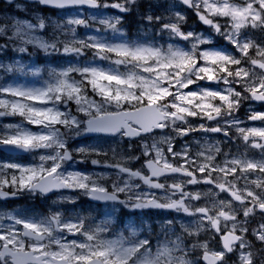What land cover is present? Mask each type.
<instances>
[{"label":"snow or ice","instance_id":"6c2138e0","mask_svg":"<svg viewBox=\"0 0 264 264\" xmlns=\"http://www.w3.org/2000/svg\"><path fill=\"white\" fill-rule=\"evenodd\" d=\"M9 117L0 264H264V0H5Z\"/></svg>","mask_w":264,"mask_h":264},{"label":"rangeland","instance_id":"374dc122","mask_svg":"<svg viewBox=\"0 0 264 264\" xmlns=\"http://www.w3.org/2000/svg\"><path fill=\"white\" fill-rule=\"evenodd\" d=\"M149 1H150V3L152 2V0H141V4L146 3V5H147V4H149L148 3ZM0 14H3V12ZM9 122H14L13 118H10V117L9 118H0V123H9ZM89 167H91V166L89 165ZM21 199H22V202H24L25 204H30V203L38 204V205L47 209V205L50 204L51 200L55 199V197L50 196L48 200H41L39 197H37L36 199L21 197ZM16 207H20V205L18 204V205H16Z\"/></svg>","mask_w":264,"mask_h":264},{"label":"trees","instance_id":"16d2710c","mask_svg":"<svg viewBox=\"0 0 264 264\" xmlns=\"http://www.w3.org/2000/svg\"><path fill=\"white\" fill-rule=\"evenodd\" d=\"M126 26L129 29V31H130L131 24H126ZM68 208H69V210L71 209V207H68Z\"/></svg>","mask_w":264,"mask_h":264},{"label":"flooded vegetation","instance_id":"af4514ba","mask_svg":"<svg viewBox=\"0 0 264 264\" xmlns=\"http://www.w3.org/2000/svg\"><path fill=\"white\" fill-rule=\"evenodd\" d=\"M241 116H242V118H243V113H241ZM225 150H227V149H225ZM233 150L235 151V148H233Z\"/></svg>","mask_w":264,"mask_h":264},{"label":"water","instance_id":"95a60500","mask_svg":"<svg viewBox=\"0 0 264 264\" xmlns=\"http://www.w3.org/2000/svg\"><path fill=\"white\" fill-rule=\"evenodd\" d=\"M3 1H5V0H3Z\"/></svg>","mask_w":264,"mask_h":264}]
</instances>
